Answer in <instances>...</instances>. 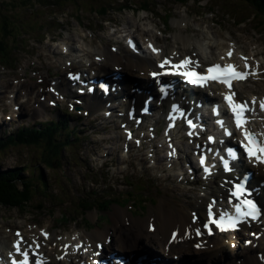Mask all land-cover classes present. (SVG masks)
Instances as JSON below:
<instances>
[{"label": "rangeland", "instance_id": "obj_1", "mask_svg": "<svg viewBox=\"0 0 264 264\" xmlns=\"http://www.w3.org/2000/svg\"><path fill=\"white\" fill-rule=\"evenodd\" d=\"M5 3L8 2L11 4V2H14L12 6H18L17 8L11 7L8 5V8L6 7L5 14L7 16H10L11 18L14 16L15 27L17 28L22 27L23 32H21V36L18 39L17 44V50L13 52V55L11 53V56L18 60L19 69L22 70H28V73H37L42 70V68L45 66V64L50 63V56L52 49L49 46V39H55L58 37V35H62V38H68L69 40L73 41V43L76 44V46H79L80 48H83L85 55L90 57L91 61L94 60L95 55H100V52L102 49L110 50L111 45L118 46L119 48L123 47V49L127 52V48L124 42V38L121 40V42H118L115 38V36L120 37L124 33V29H126V25L129 24L130 29H132L133 34L131 36L137 37L141 43L144 42L146 39L150 40H156L159 45H161L164 49L171 47L175 48L178 51L183 48L182 44L180 42H177V38H186L189 37L194 33L195 29H198V31H201V38L204 36V33L206 34V28L205 24L207 22L212 21L213 19L209 17L208 15H204L201 17H197V12L195 11L197 9L198 1L195 0H187V4H176L174 6L173 3L164 1V0H156L155 7L156 8V15H153L151 13L145 14L139 13L137 10H133L132 6L129 7L128 10H122V7L127 5H133L140 7L144 4V1L142 0H100L103 4L105 3L108 5L111 9V12L109 13V17L104 18L105 21H109L112 19L116 24L119 23L118 27L111 30L110 26L108 24L103 23L102 18L94 14V11H88L87 14L83 13L81 14L84 18L81 20H77L72 18V16H75V12L77 8L83 7L81 4H79V1L76 0V5H68L70 2H65L61 8V10L65 11L69 16L58 19L63 23V31L64 33L60 31H55L51 27H46V11H55L59 9V7H50L45 8L42 4H40L36 0H3ZM28 3L27 5H25ZM137 3V4H136ZM207 2L203 1L200 3V5H205ZM33 4V5H31ZM92 2H86L85 7L83 8V11H86L91 5ZM66 5V6H65ZM11 7V8H10ZM170 9L172 12H177L180 16L185 17V13H189L188 16V22L187 25L180 28L178 25L175 24L176 18L178 17L176 14H173L171 24L168 27V31L172 30V33L169 34L167 32L166 36H163L162 31L164 30L163 23L160 21L159 16L161 13L164 12V8ZM86 9V10H85ZM4 10V8H3ZM58 21V22H59ZM107 23V22H106ZM143 24H151L150 28H152V31L149 33L144 32ZM127 30V29H126ZM138 31V32H135ZM29 32H36L29 33ZM55 33L51 35V33ZM217 32L220 34V28H217ZM16 35V32H14ZM128 32L124 33L123 35H126ZM194 36H199L197 34H193ZM223 36L222 34H220ZM3 37H7L6 35L2 34ZM12 37H8V40H11ZM242 44L245 45L247 49H251L255 44L259 45V47L262 49V53H264V35L263 34H256L252 35V38L248 37H241ZM70 43V44H73ZM87 47H93V50H89ZM88 50V51H87ZM191 51V50H190ZM90 52V53H88ZM119 53L123 54L121 50H119ZM55 59H61L58 56L52 54ZM41 76V75H39ZM18 78V77H17ZM33 85L36 84L34 81L32 83ZM103 144V148H104ZM118 146H121V142H119V139L116 138L114 141H111L107 147V150L100 151L99 145H96V149L100 151V153L103 154V156L107 154H111V156L108 158L106 163V167L104 169H100L102 163H99L97 165V162L95 161L92 164V158L89 157L88 165L87 167H83L81 169L77 170L78 178L73 181V183H70L68 185H65V189L70 188L72 192L76 195V197L81 196V188L86 187L87 192L88 190H93L95 192H98L101 197L107 196L108 192L104 193L105 187H107L110 190L109 185H118V181H120L123 178V171L128 170V174L130 176V180L134 181H150L151 179L146 174V169H149L151 172V175L155 176L156 178L163 177L173 178L176 175V172L172 169H169L167 165L164 163L163 165H156L155 167L149 166L144 156H141L142 153H139L143 150L141 149H135L131 153V157L128 159L127 162H123V159L121 158V155L118 150ZM146 147V146H145ZM141 150V151H140ZM146 151V150H144ZM23 154L27 153V151H22ZM160 155L163 157L165 156V152L162 150L159 151ZM32 157V155H31ZM23 158V157H22ZM132 158V159H131ZM15 159V157H14ZM131 161L129 162V160ZM138 160H142V162H139ZM12 164V162H11ZM44 170V169H43ZM46 173V172H45ZM90 173V175H88ZM84 174V177H83ZM161 174V175H159ZM141 178V179H140ZM53 174L50 173V183L54 181ZM60 184L61 183V174H60ZM154 184V183H152ZM166 186V184H165ZM119 187L122 188V190H125V187L123 185H119ZM65 196V195H64ZM64 196H61L60 198L64 199ZM83 196V195H82ZM69 198V197H67ZM119 200V199H117ZM162 200V199H161ZM120 201V200H119ZM160 204V203H159ZM171 207V206H169ZM129 207L127 206L125 210H127ZM155 207H151L149 209V212L154 211ZM29 212L31 213H38L36 208H29ZM115 207H111L112 213L114 212ZM17 211V210H13ZM23 211V210H21ZM148 212V214H149ZM2 214H4L2 212ZM1 210H0V216ZM27 216L30 215V217H33V214L26 213ZM10 215L12 213L10 212ZM15 218L18 217V215H14ZM19 217H22L19 216ZM138 219V218H135ZM42 220V219H41ZM47 220L50 223H53L54 217H48ZM156 226H159L160 223L157 221H154ZM67 223V222H65ZM94 223L95 220H94ZM75 226L70 225L68 228H66L67 231H74ZM97 230V228H95Z\"/></svg>", "mask_w": 264, "mask_h": 264}, {"label": "bare ground", "instance_id": "obj_2", "mask_svg": "<svg viewBox=\"0 0 264 264\" xmlns=\"http://www.w3.org/2000/svg\"><path fill=\"white\" fill-rule=\"evenodd\" d=\"M150 24L143 25V29L145 32H150ZM207 31V30H206ZM204 35L208 37H212L211 33L207 31V33ZM177 41H180L183 46V52L187 49H196V51H200L202 43L201 42H193L191 38L183 39V38H177ZM176 49H173V51ZM227 52V51H226ZM52 55V53H51ZM171 56H175L170 53ZM103 57V64L101 66H98L95 64L96 67L101 68H112L118 69V73H131L132 76L137 77V79L143 80L146 79L148 71L151 67H154L155 60L158 59L156 56H151L150 59L147 60H139L138 58H134L133 56L129 54H124L122 56L113 54L110 51H102ZM202 62V58L200 56H197ZM176 58V57H174ZM153 59V61H152ZM214 59V58H213ZM142 73V74H141ZM143 75V76H140ZM115 83V82H114ZM62 86L64 87V83L60 82L58 84V88ZM61 88V89H62ZM150 89V88H149ZM152 91V90H151ZM186 97V96H185ZM92 100V103L94 104V108L100 107L102 105V101L100 98H90ZM88 99V100H90ZM140 102V100H139ZM141 105V104H140ZM24 104L22 103V109ZM138 107V105H137ZM155 107V106H154ZM154 107H151V109L148 110V112H155V115L158 116L159 112L154 111ZM93 108V109H94ZM101 109V107H100ZM23 111V110H22ZM152 118V117H151ZM188 121H191L193 124L196 125V123L192 120L187 118ZM199 122V121H198ZM202 127H204L206 130L211 131V125L208 123H205L204 125L199 122ZM157 124V123H156ZM134 126V125H133ZM203 129H200V132ZM180 132V131H179ZM181 143V146L185 148V145ZM154 149L156 147H153ZM157 150V149H156ZM109 158V155H107ZM163 158V157H161ZM209 179H214L213 176H211ZM215 180V179H214ZM211 183V187L207 188L208 190H221V197L222 194H225L227 196H230V190L227 187L219 186V184L214 181ZM192 184H197L200 187H204L201 183L198 182H192ZM206 188V187H205ZM260 192L261 189H259ZM187 194L191 193V191L188 189L185 191ZM263 193V192H262ZM216 198L215 194L212 192L211 194L203 197H196L192 204L187 205V209H183L182 211H177L175 209H165L163 207L164 203L160 204L154 212H150L148 219L145 220H135L134 218L130 217L125 211L116 209L115 213L113 214V221L115 222V226L113 228L114 232L119 235L123 242L124 248L128 252H134L137 251L139 248L144 246V242L149 243V248L154 251L153 254L156 257H160L164 262L170 264L171 258L174 256L181 257L183 254H187L189 256H192L191 260L194 262H204L208 261L209 264H222V260L220 261L219 258H217L219 255L225 256L227 253H229L231 256H240L247 259L249 256V252L251 251V248L249 249H242L239 238L230 237L229 235H223V234H216L214 237L212 236H203L202 239H199L196 235V233H192L195 226L196 228L199 227V223L196 222L193 223L194 216L199 215V211H203L204 207L207 208L205 200L206 199H212ZM223 198V197H222ZM224 199V198H223ZM178 214V215H176ZM27 214L23 213L22 218H27ZM201 218L206 217V214L200 215ZM32 218V217H30ZM130 221V225L128 226L127 222ZM149 221H157L160 223L159 226H157L156 231L154 233L150 232V228L153 224V222ZM194 225V226H193ZM173 233H178L179 236L177 239L173 242L170 241ZM94 233H92L89 236H92ZM104 237V234H96L93 239L97 240V238ZM51 243L52 246L53 243L57 241V236L53 234L51 237ZM201 242V247L197 251L194 248V245L197 244V242ZM259 243L258 246H264V240L259 239L257 241ZM79 242H77L78 244ZM232 243L235 244V246H232ZM74 244V243H73ZM158 252V254L156 252ZM63 254V252H57V256ZM208 257H207V256ZM216 258V259H215ZM248 261V259H247ZM226 264H237L234 262V257H232L231 260H226ZM247 264H258L255 260H250L247 262Z\"/></svg>", "mask_w": 264, "mask_h": 264}, {"label": "snow or ice", "instance_id": "obj_3", "mask_svg": "<svg viewBox=\"0 0 264 264\" xmlns=\"http://www.w3.org/2000/svg\"><path fill=\"white\" fill-rule=\"evenodd\" d=\"M153 51H156L155 48H153ZM232 53H229V56H231ZM246 61V67H247V59ZM170 62L165 60L160 67L163 68L165 65L169 64ZM192 61L185 59L180 64L172 65L174 69L177 70V74L184 76L187 78L188 82L193 84H200L205 85L209 81H216L221 84H224L228 87L229 93L228 95H225V100L229 104V107L231 109V112L235 118V123L237 128H243L244 129V136L247 141V143L242 142V147L244 148L247 156L251 158H255L256 161L260 163H264V139H261L260 136L264 134H258L254 133L252 131H249L246 127V125L249 123V118L246 115V113L253 112L255 109L254 107H249V102H236L235 96L236 93L232 91L233 82L234 81H244L249 76H254L257 73L249 70V71H241L238 69V66L233 64H228L225 66H221L220 64H216L212 67H209L207 69V74H201L195 71L194 68H190V65H192ZM252 105L254 106L256 104L255 98L251 101ZM260 110L264 111V100L260 101ZM221 126H224L223 121H219ZM189 124L194 128L195 125L189 121ZM191 134V133H190ZM228 135H231V132L227 133ZM229 155L235 158L236 154L235 152H232L230 150ZM201 163H204V160H201ZM225 168H228V162L225 161ZM207 170V169H206ZM244 194V189L241 186H237L236 192L233 193V195L240 196ZM243 206V207H241ZM246 209V210H244ZM237 212L240 213L242 217H252L253 219H256L260 215V210L254 204L251 200H242L240 202V206H237ZM211 224H215L218 228L221 230H226L227 228H235L237 226L238 220L233 217L223 218L221 217L219 220L212 219L210 220ZM17 251L20 250L19 244L16 245ZM24 259L20 262V264H29L28 260V253L23 252L22 253ZM13 264H16L15 261H13Z\"/></svg>", "mask_w": 264, "mask_h": 264}, {"label": "trees", "instance_id": "obj_4", "mask_svg": "<svg viewBox=\"0 0 264 264\" xmlns=\"http://www.w3.org/2000/svg\"><path fill=\"white\" fill-rule=\"evenodd\" d=\"M36 1H38L43 6H52L54 4L60 6L63 3L67 2L68 0H36ZM13 3L14 2H11V4H9L8 2L5 3L3 0H0V56L5 57L2 58V61L8 59L7 55H9V50L17 48L15 43L20 37V34L18 36L17 35L13 36V33L16 30L13 28L11 20L14 21V19L8 18L10 16H7L5 14L7 11L3 12L6 10L5 9L6 7L8 8V5L14 8L18 7V6L16 7L12 6ZM27 4L28 3H26L25 5ZM12 28L14 29V31ZM2 34L6 35L7 37H3ZM8 37H13L14 40L12 39L8 40ZM9 61L10 59H8L6 63H8ZM6 176H7L6 178H2L0 180V204L10 205L16 202H20L21 201L20 198L22 197V192L19 190L18 186L14 184L10 176L8 174H6ZM29 196L30 194L29 192H27V199L29 198Z\"/></svg>", "mask_w": 264, "mask_h": 264}]
</instances>
